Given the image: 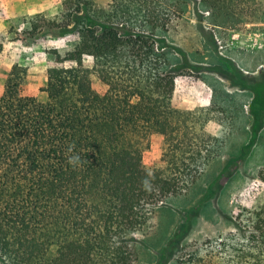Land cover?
I'll use <instances>...</instances> for the list:
<instances>
[{"label": "trees", "instance_id": "obj_1", "mask_svg": "<svg viewBox=\"0 0 264 264\" xmlns=\"http://www.w3.org/2000/svg\"><path fill=\"white\" fill-rule=\"evenodd\" d=\"M197 1L217 18L264 23L257 0ZM182 12L179 0H62L56 18L29 20L27 37L42 27L69 43L50 52L44 102L28 93L26 67L13 65L4 81L0 264H131L128 240L145 237L158 207L188 192L219 155L227 135L218 132L234 116L217 92L207 86L183 108L172 104L164 51L178 50L158 34ZM4 17L0 3V24ZM8 34L0 29V58L11 55ZM152 134L164 137L161 165L147 170ZM246 212L238 236L205 241L177 264H264V200Z\"/></svg>", "mask_w": 264, "mask_h": 264}, {"label": "rangeland", "instance_id": "obj_2", "mask_svg": "<svg viewBox=\"0 0 264 264\" xmlns=\"http://www.w3.org/2000/svg\"><path fill=\"white\" fill-rule=\"evenodd\" d=\"M62 0H0L5 11L0 29L12 39L11 55L0 58V96L10 68H27V91L38 101L46 100L40 90L46 84L45 70L51 50H61L68 37L54 38L39 27L27 37L29 20L56 18ZM106 5L111 0H94ZM183 2V12L158 36L164 44L169 71L175 78L172 104L183 108L196 92L211 88L233 112L231 129L219 155L185 194L170 198L158 207L154 226L143 238L128 240L131 264H177L181 257L208 240L238 236L248 226L246 209L264 200V23L254 16L244 20L217 18L197 0ZM257 9L264 0H257ZM220 69L234 78L224 79ZM234 81L247 87L243 89ZM208 86V87H207ZM92 90L102 96L106 86L96 80ZM202 87V88H201ZM164 137L152 134L143 153L144 169L161 165ZM184 258V257H183Z\"/></svg>", "mask_w": 264, "mask_h": 264}]
</instances>
